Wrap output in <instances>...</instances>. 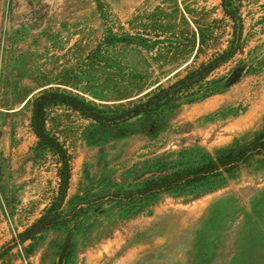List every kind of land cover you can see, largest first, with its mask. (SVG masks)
Returning <instances> with one entry per match:
<instances>
[{
	"label": "rangeland",
	"instance_id": "rangeland-1",
	"mask_svg": "<svg viewBox=\"0 0 264 264\" xmlns=\"http://www.w3.org/2000/svg\"><path fill=\"white\" fill-rule=\"evenodd\" d=\"M222 4L0 0V264H59L66 245L63 264H264L263 157L227 179L148 191L264 130V0H235L239 52L206 70L234 39ZM47 93L64 101L44 121L66 166L32 126Z\"/></svg>",
	"mask_w": 264,
	"mask_h": 264
},
{
	"label": "trees",
	"instance_id": "trees-1",
	"mask_svg": "<svg viewBox=\"0 0 264 264\" xmlns=\"http://www.w3.org/2000/svg\"><path fill=\"white\" fill-rule=\"evenodd\" d=\"M222 5L227 16L230 17L235 24V31L233 33L234 39L231 42V47L215 57L213 61H211V63L208 65L210 68H207L208 66L205 67L206 70L216 68L222 63L230 60L235 54L239 52V49L237 47L238 45H236V43L240 42L243 25L237 11L234 9V7H236L235 0H223ZM171 95L172 94L169 91H164L162 94L156 95L155 97L149 99L147 102L136 105L133 109H128V111L123 112V114L121 115V119H123L122 121L139 115L142 112H149L155 109ZM61 97L62 95L57 93H47L38 97L34 103V116L32 126L37 137L40 139L41 144L49 146L58 155H60L63 163L66 166V151L63 149L62 145L56 138L48 135L45 132L44 121L45 106L51 102H64L63 100H61ZM73 102H76L75 105L74 103L69 104L77 110H87L84 103L82 105L81 101L74 99ZM79 104L81 107L79 106ZM92 116L96 118V115L93 114ZM97 117L100 118L99 115H97ZM256 156L264 158V130L258 133L252 140L246 142L245 144L227 149L219 153L216 157H213L207 163L203 164L202 167H188L174 172L167 171L164 174L156 176L155 180L152 182L151 188L148 191L150 192V194L160 196L165 192L182 188L183 186H186L193 182L227 179L231 177L239 168H241L242 165L246 164L251 158ZM67 181L68 177H65L63 175L61 185V200L65 196L64 190L66 188ZM51 215L52 211H50L49 214L43 217L30 229H27L25 233L20 235V237L29 239L33 237L35 233L48 227L51 224Z\"/></svg>",
	"mask_w": 264,
	"mask_h": 264
},
{
	"label": "water",
	"instance_id": "water-1",
	"mask_svg": "<svg viewBox=\"0 0 264 264\" xmlns=\"http://www.w3.org/2000/svg\"><path fill=\"white\" fill-rule=\"evenodd\" d=\"M67 248H68L67 245L63 248V251H62L61 256L59 258V264H63V259H64L66 252H67Z\"/></svg>",
	"mask_w": 264,
	"mask_h": 264
},
{
	"label": "crops",
	"instance_id": "crops-1",
	"mask_svg": "<svg viewBox=\"0 0 264 264\" xmlns=\"http://www.w3.org/2000/svg\"><path fill=\"white\" fill-rule=\"evenodd\" d=\"M201 209H203V208H201Z\"/></svg>",
	"mask_w": 264,
	"mask_h": 264
}]
</instances>
